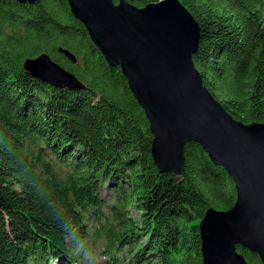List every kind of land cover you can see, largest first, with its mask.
<instances>
[{
  "label": "trees",
  "instance_id": "trees-1",
  "mask_svg": "<svg viewBox=\"0 0 264 264\" xmlns=\"http://www.w3.org/2000/svg\"><path fill=\"white\" fill-rule=\"evenodd\" d=\"M180 1L200 27L204 85L235 119L264 123V0ZM41 53L85 88L31 75L24 61ZM152 141L121 67L67 0H0V264H84L88 253L92 264H204L199 223L210 207H232L235 183L196 142L176 180Z\"/></svg>",
  "mask_w": 264,
  "mask_h": 264
},
{
  "label": "water",
  "instance_id": "water-1",
  "mask_svg": "<svg viewBox=\"0 0 264 264\" xmlns=\"http://www.w3.org/2000/svg\"><path fill=\"white\" fill-rule=\"evenodd\" d=\"M36 4L40 0H17ZM111 66H120L153 135L152 155L162 172L182 181L186 146L199 143L233 179L236 199L226 210L210 207L199 223L204 264H252L237 245L264 264V123L235 119L204 85L193 55L198 22L180 0H67ZM73 63L74 53L60 48ZM34 77L57 87L84 83L47 53L24 61Z\"/></svg>",
  "mask_w": 264,
  "mask_h": 264
},
{
  "label": "rangeland",
  "instance_id": "rangeland-1",
  "mask_svg": "<svg viewBox=\"0 0 264 264\" xmlns=\"http://www.w3.org/2000/svg\"><path fill=\"white\" fill-rule=\"evenodd\" d=\"M103 194H106V191L104 189V192ZM89 257H92L91 256V253H88V255L86 256V259H85V263L84 264H92L91 260L89 259ZM55 264V263H54Z\"/></svg>",
  "mask_w": 264,
  "mask_h": 264
}]
</instances>
